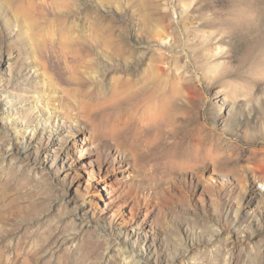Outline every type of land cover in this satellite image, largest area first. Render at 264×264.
I'll return each mask as SVG.
<instances>
[{"label": "rangeland", "instance_id": "rangeland-1", "mask_svg": "<svg viewBox=\"0 0 264 264\" xmlns=\"http://www.w3.org/2000/svg\"><path fill=\"white\" fill-rule=\"evenodd\" d=\"M139 263L264 264V0H0V264Z\"/></svg>", "mask_w": 264, "mask_h": 264}, {"label": "bare ground", "instance_id": "bare-ground-1", "mask_svg": "<svg viewBox=\"0 0 264 264\" xmlns=\"http://www.w3.org/2000/svg\"><path fill=\"white\" fill-rule=\"evenodd\" d=\"M230 13L232 15L244 14V15L247 16L248 19L246 21H248V22H252V20H253L252 17L255 14L253 7L251 5H249V4H246V3H241L239 6L233 7L232 10L230 11ZM166 104H165L166 106H164L162 108V110H160V112H158L156 110H152V109H151V113L150 112L147 113L148 110L144 111L143 114H147L148 115L149 122H150V123L148 122L147 125L143 126L142 132L144 134L153 133V136H155V134L157 136V133L155 131H156V125H157V121H158L157 117L160 116V113L164 114L166 117H169V119L172 120L173 119V113L176 112V111H180L181 110V105H184V103L181 102V101H178L177 103L169 101V103H166ZM167 122L170 124L169 121H167ZM101 124L103 125V127H102ZM101 124L99 125L100 126V130L102 131V133H105V134H107L109 132H112L114 127H116V125L115 124L114 125L111 124L109 120H106V122H102ZM120 124H121V127L117 128L119 130L118 133L120 134V136L126 142H128L129 144L136 145L141 150V154L144 156V159H146V160H154L155 154L157 153V151H159L158 149L160 147H163L162 144H158L157 143L158 141H155L156 137H155L154 140H148V141L147 140H143L141 137H139L140 136V132L132 133L130 131L129 123H127L126 121H122ZM26 130H28V129H26ZM35 132H36V130L33 129V130H31L30 133L31 134H35ZM25 137L26 136L23 135V138H25ZM40 138H41V135H39V140H40ZM183 143L187 144L189 148L186 151L185 150L183 151L181 149L182 147H180L179 148V153H176V155H174L175 159L197 160L198 159V153H197V151H194V149L192 148L191 141H189L188 139H185ZM47 146H50V144H47ZM237 211H238V209H237ZM133 256H135V255H133Z\"/></svg>", "mask_w": 264, "mask_h": 264}]
</instances>
